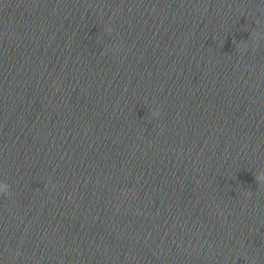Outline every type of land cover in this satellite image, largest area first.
<instances>
[{
  "label": "water",
  "instance_id": "1",
  "mask_svg": "<svg viewBox=\"0 0 264 264\" xmlns=\"http://www.w3.org/2000/svg\"><path fill=\"white\" fill-rule=\"evenodd\" d=\"M259 176L264 0H0V264H264Z\"/></svg>",
  "mask_w": 264,
  "mask_h": 264
},
{
  "label": "clouds",
  "instance_id": "2",
  "mask_svg": "<svg viewBox=\"0 0 264 264\" xmlns=\"http://www.w3.org/2000/svg\"><path fill=\"white\" fill-rule=\"evenodd\" d=\"M157 113H153L152 115L155 116ZM258 180H264V176L257 177ZM8 191V185L4 182H0V194H6Z\"/></svg>",
  "mask_w": 264,
  "mask_h": 264
}]
</instances>
